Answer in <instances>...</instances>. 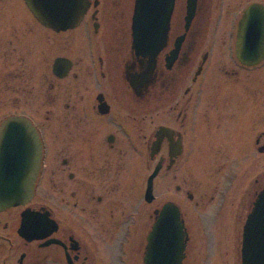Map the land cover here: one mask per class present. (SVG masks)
Instances as JSON below:
<instances>
[{"label":"flooded vegetation","instance_id":"af4514ba","mask_svg":"<svg viewBox=\"0 0 264 264\" xmlns=\"http://www.w3.org/2000/svg\"><path fill=\"white\" fill-rule=\"evenodd\" d=\"M150 1L145 0L147 19ZM89 2L79 24L56 30L40 22L24 0H0V122L27 118L41 143L31 199L0 209V264H147L148 238L169 201L179 210L186 237L179 264H191L197 260L195 228L180 198L196 208L209 206L206 192L195 201L193 191L198 112L199 128L206 127L210 141H217L221 126L213 130L215 117L202 109L197 85L215 72L235 77L236 66L264 62L249 66L236 55L239 21L250 5L264 7V0H153L154 8L167 6L158 12L169 18V29L161 49L147 56L133 47L136 0ZM254 134L252 139L248 125L241 131L246 150L264 154V130ZM156 166L152 198L146 199L147 178ZM184 173L187 187L178 183L174 196L164 190L163 199L156 198L159 177ZM262 177L264 172L256 173L244 184L229 213L228 234L221 235L231 242L224 255L231 252L235 263L241 264L244 224L264 189ZM222 208L220 203L217 217ZM25 211L37 237L19 232ZM163 237H156L152 264L172 260Z\"/></svg>","mask_w":264,"mask_h":264},{"label":"water","instance_id":"95a60500","mask_svg":"<svg viewBox=\"0 0 264 264\" xmlns=\"http://www.w3.org/2000/svg\"><path fill=\"white\" fill-rule=\"evenodd\" d=\"M33 15L44 25L56 30L76 26L85 14L89 0H24ZM166 1V0H162ZM153 0L148 4L147 19L145 0H136L133 16V47L137 55L147 56L150 50L155 55L166 41L168 19L158 12L166 5L154 8ZM156 11V12H155ZM155 12V13H154ZM167 14V13H166ZM160 15V16H159ZM236 39V55L240 63L258 64L264 58V7L252 4L239 21ZM41 160V143L35 127L21 116H13L0 122V209L24 204L34 192ZM156 166L149 175L146 199L152 198L153 178L159 171ZM243 229L241 264H264V189L254 202ZM154 232L149 236L146 262L152 264L151 254L159 233L164 237L165 248L171 251V262L179 264L180 250L186 240L179 210L169 201L161 207ZM28 212H23L19 232L27 238L37 237L35 224L29 223ZM154 236V239H153Z\"/></svg>","mask_w":264,"mask_h":264},{"label":"rangeland","instance_id":"374dc122","mask_svg":"<svg viewBox=\"0 0 264 264\" xmlns=\"http://www.w3.org/2000/svg\"><path fill=\"white\" fill-rule=\"evenodd\" d=\"M229 67H234V65L231 64ZM236 67H238V73L235 77H227L223 72L218 73L217 76L215 72L217 77L214 75V79L203 80L202 83L200 80L197 85L202 88V109L205 107L211 109L209 113L212 115L211 117H215L213 130L217 123L221 126L217 129V131L219 130L217 141H210L209 139L213 138L206 137V125L205 128H199L202 124V117L198 112L199 127L194 126L193 131L196 147L195 157H197V161L193 165L197 177L193 180V191L200 194H195V201L198 199L197 197L206 192L207 198L204 204H209V206L205 209L196 208L194 201H190L184 195L183 198L180 194L181 205L185 211H188L192 227L195 228L192 236L193 244H195L193 254L197 260H192L191 264H239L238 259L235 263L236 259L231 252L229 253L230 257L224 255L226 250L231 249L227 246L231 242L226 243L221 235L228 234L229 224H231L229 213L234 207L233 204L239 200L240 190L244 188V184L248 185L256 173L264 172V154H258L256 150L253 153L251 150H246L247 138L244 136L242 140L240 135L241 131H244L245 125L250 127L252 139L256 130H264V97L261 94L264 91V62L259 66L251 67V69ZM254 107L255 111L252 114ZM237 136H239L238 139H236ZM205 139L206 142L203 144ZM242 143L244 144L242 145ZM247 152L248 154H245ZM218 157L221 158L219 162L215 160ZM151 171L152 167L143 172L142 190L145 187L146 174ZM185 173L180 174V178L176 179L172 178V175L166 176V180L162 177L156 178L160 186L156 188L158 189L156 198L163 199L161 193L164 190L166 197L174 196L175 186L178 183L187 187L190 177L185 176ZM216 186L219 188L216 200L210 202V195L214 194ZM220 203H223V210L217 217L216 210ZM201 217H205L204 220ZM213 225L216 226L215 229ZM222 230H226L227 233Z\"/></svg>","mask_w":264,"mask_h":264}]
</instances>
